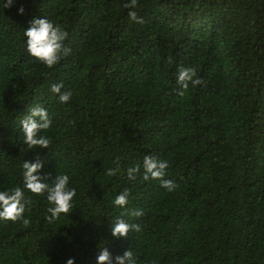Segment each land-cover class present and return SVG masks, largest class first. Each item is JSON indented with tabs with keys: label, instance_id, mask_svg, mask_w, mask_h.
I'll return each instance as SVG.
<instances>
[{
	"label": "trees",
	"instance_id": "1",
	"mask_svg": "<svg viewBox=\"0 0 264 264\" xmlns=\"http://www.w3.org/2000/svg\"><path fill=\"white\" fill-rule=\"evenodd\" d=\"M126 3L0 9V188L39 155L42 175L67 173L77 190L58 220L44 219L41 196L29 200L28 224L0 222V264H95L104 242L114 256L131 248L137 264H264V0H137L142 24ZM40 15L68 33L71 53L51 69L22 54L23 29ZM181 67L199 84L181 89ZM60 81L72 92L65 105L49 92ZM37 103L53 121L47 154L17 136ZM144 155L168 161L172 191L140 173L128 179ZM124 189L128 205L113 207ZM117 217L140 231L113 239Z\"/></svg>",
	"mask_w": 264,
	"mask_h": 264
},
{
	"label": "clouds",
	"instance_id": "2",
	"mask_svg": "<svg viewBox=\"0 0 264 264\" xmlns=\"http://www.w3.org/2000/svg\"><path fill=\"white\" fill-rule=\"evenodd\" d=\"M14 3L15 0H0V9L11 8ZM124 6L129 9L127 12L129 20L136 24L143 23V18L133 10L137 6V0H127ZM16 11L18 15H23L24 7L20 6ZM67 38V31L59 24L54 23L47 16H34L23 29L22 54L35 64L51 69L71 53V49L65 45ZM175 80L181 89H187L189 84L197 85L200 82L195 78L193 69L184 67L177 70ZM62 88H64L62 81L52 83L49 85V92L55 97L57 103L65 105L70 102L72 92L70 90L61 91ZM52 123L48 109L40 103L28 108L26 114L19 120L17 135L27 151L46 150L47 154L51 139L46 133L52 127ZM43 167L44 162L39 155L31 161L21 160L19 182L11 188H0V222L6 224L22 221L28 224L25 213L32 197L46 198L48 206L44 219L48 222L58 220L62 214L68 215L74 209L73 200L77 195V190L69 186V174L62 172L53 175L49 172L42 175ZM168 167L167 160L144 155L140 164L127 168L125 174L129 180H133L136 174L140 173L144 181H159L160 187L172 191L175 187L174 182L171 179H165ZM118 171V168H109L105 174L112 177ZM128 198L127 189L118 192L112 200L113 207L125 208L129 203ZM132 215L139 217L142 212L137 210L132 212ZM130 231H140L139 225L130 224L121 217L112 221L109 228L110 236L116 240L127 239ZM137 262L138 257L128 246L121 254L114 256L105 246V242L97 248L95 256V264H137ZM65 264H75L74 258H67Z\"/></svg>",
	"mask_w": 264,
	"mask_h": 264
}]
</instances>
